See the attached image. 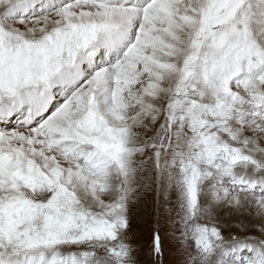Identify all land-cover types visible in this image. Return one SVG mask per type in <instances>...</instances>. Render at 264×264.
<instances>
[{
  "label": "snow or ice",
  "instance_id": "snow-or-ice-1",
  "mask_svg": "<svg viewBox=\"0 0 264 264\" xmlns=\"http://www.w3.org/2000/svg\"><path fill=\"white\" fill-rule=\"evenodd\" d=\"M0 264H264V0H0Z\"/></svg>",
  "mask_w": 264,
  "mask_h": 264
}]
</instances>
